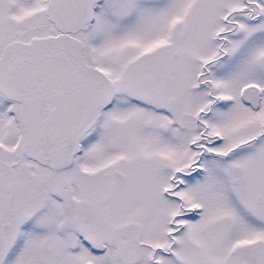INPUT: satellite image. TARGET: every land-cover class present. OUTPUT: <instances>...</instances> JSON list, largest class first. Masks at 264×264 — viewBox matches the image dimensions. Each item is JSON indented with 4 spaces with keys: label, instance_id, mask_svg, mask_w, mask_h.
I'll return each instance as SVG.
<instances>
[{
    "label": "snow or ice",
    "instance_id": "snow-or-ice-1",
    "mask_svg": "<svg viewBox=\"0 0 264 264\" xmlns=\"http://www.w3.org/2000/svg\"><path fill=\"white\" fill-rule=\"evenodd\" d=\"M0 264H264V0H0Z\"/></svg>",
    "mask_w": 264,
    "mask_h": 264
}]
</instances>
